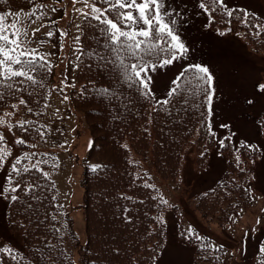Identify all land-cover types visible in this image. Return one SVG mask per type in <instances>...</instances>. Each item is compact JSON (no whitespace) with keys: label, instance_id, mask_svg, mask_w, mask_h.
<instances>
[{"label":"trees","instance_id":"16d2710c","mask_svg":"<svg viewBox=\"0 0 264 264\" xmlns=\"http://www.w3.org/2000/svg\"><path fill=\"white\" fill-rule=\"evenodd\" d=\"M205 2L210 7V0ZM32 4L30 0H0V9ZM208 14L212 29L230 27L255 50L264 49L263 20L259 15L241 6H217L215 12L209 10ZM81 25V47L89 53H104L99 47L103 41H98V30L85 24L84 17ZM256 25L261 27H254ZM76 65L75 76L80 84L71 90L70 97L83 111L90 129L92 141L88 157L100 166L96 171L86 166L81 178L86 240L80 255L86 264H153L165 239V223L158 216L164 203L159 189L141 165L147 161L161 177L175 181L184 152L192 145L198 167L207 166L215 135H209L208 131L211 126L206 96L189 97L186 105L184 95H179L167 106L155 105L156 111H153L152 100L144 99L136 89L125 85L110 65L101 64L88 55L76 60ZM52 74L37 77L43 80V87L29 86L25 92L6 96L0 102V115L13 109L11 105L21 98L27 101L31 113H41ZM102 88L111 89L115 95L97 91ZM28 120L33 121V126L27 132L13 128L26 142L40 136L37 128L44 131L36 119ZM262 128L264 131V121ZM223 141L225 145L220 146V151L228 157L223 175L213 186L200 192L195 202L196 210L204 219L217 218L221 223L235 217L254 197L250 186L251 169L234 160L230 139L225 137ZM245 144L249 145H239L243 157L258 155L255 145H251L253 150L250 151ZM20 145L27 146V143ZM37 157L33 154L29 159ZM20 160L19 168L42 160L47 163H40L39 170L13 173L12 186L19 182L21 187L15 193H6L5 216L9 228L21 234L22 246L10 249L11 255L8 251H0L2 263L74 264L70 245L76 235L71 217L63 213L57 203L55 182L45 170L56 165L55 159L41 153L36 163H29L24 157ZM11 195L18 199L11 200ZM179 239H185L183 233ZM209 242V238H202V243ZM202 243L195 249V264L200 261L227 264L222 245L204 248Z\"/></svg>","mask_w":264,"mask_h":264},{"label":"rangeland","instance_id":"374dc122","mask_svg":"<svg viewBox=\"0 0 264 264\" xmlns=\"http://www.w3.org/2000/svg\"><path fill=\"white\" fill-rule=\"evenodd\" d=\"M200 2L167 0L168 7L179 13L176 27L188 52L182 59L150 71V87L154 99H162L184 66H206L213 76L214 95L209 118L215 143L210 147L207 166L202 168L198 167L194 148L190 145L184 152L175 181L161 177L147 161L142 163L141 169L148 172L152 183L160 190L162 200L167 201L158 214L165 223V239L154 264H195V249L202 243L203 237L209 238L210 247L218 244L225 247L227 264H264V253L259 250L264 243V89L260 87L264 86V49L255 50L230 27L212 29L208 24V12L199 7ZM36 4L47 5L43 10L46 14L27 25V37L22 39H31L29 47L46 55L54 65L45 102L48 106L35 115L28 111V105H20L17 101L16 109L0 115V119L5 121V125L0 126V133L5 135L11 152L0 167V192L7 186L6 177L14 159L24 157L26 153L29 158L34 153L53 156L56 165L45 170L54 179L57 203L72 219L76 235L70 245L72 259L74 264H86L80 255L81 246L86 240L81 178L84 167L93 166L96 162L88 157L92 136L87 121L69 97L70 91L79 86L75 78V61L81 39L77 45L76 37L81 36L77 25H81L83 17L73 8H83L84 3L80 0L73 6L72 0H40L29 7L0 9V13L19 12L23 18ZM223 5L226 8L238 5L255 12L262 17L264 27V0H224ZM52 7L58 8V11L52 12ZM37 28L40 30L33 37V30ZM50 30L55 33L53 37L46 35ZM58 30L67 31L68 35L61 37ZM49 53L51 55H47ZM62 80L67 86L61 83ZM59 88H63V92L54 90ZM65 95L67 100L64 99ZM9 112L14 115H4ZM29 118L37 119L44 126L45 135L26 142L29 146L16 144L15 139L21 137L14 130L9 132L7 124ZM225 136L232 142V157L237 159L239 156L240 162L246 163L252 171L250 185L254 197L235 217L221 223L217 218L204 219L196 210L195 202L200 192L213 186L222 176L227 156L220 151V141ZM242 142L255 144L259 150L258 156L243 157L239 151ZM36 159L29 163H36ZM6 203L7 194L4 193L0 195V249L10 250L22 246V237L6 222ZM189 229L201 239L187 238ZM181 233L185 236L184 240L179 239ZM0 264H3L1 259ZM198 264L207 262L200 261Z\"/></svg>","mask_w":264,"mask_h":264},{"label":"snow or ice","instance_id":"6c2138e0","mask_svg":"<svg viewBox=\"0 0 264 264\" xmlns=\"http://www.w3.org/2000/svg\"><path fill=\"white\" fill-rule=\"evenodd\" d=\"M30 2L35 3V0H30ZM78 2L80 0H72L73 6ZM83 3V8L74 7L73 10L84 17L85 24L98 30V41H103L102 44H99V47L105 51L104 53L99 51L89 53L82 47H78L77 51L80 54L76 57L77 61L88 55L98 59L101 64L110 65L111 69L119 74L125 85L136 89L144 99L154 101L153 111H156L155 105H169L173 97L184 95V103L187 105L189 97L195 98L204 94L208 110L211 112V101L214 95L213 76L209 73L208 68L202 65L186 66L184 71L173 80V87L170 88L167 97L163 100L154 99L150 87L151 77L149 72L155 71L157 67H164L178 59H182L188 52V48L176 27L179 13L168 7L167 0H83ZM223 4L224 0H210L209 7L206 6L205 0H201L199 7L205 12L209 10L215 12L216 7L223 6ZM47 7L45 4H36L23 18H21L19 12L16 14L11 12L0 13V102L4 101L6 96L27 91L29 86L39 85L43 87V80L37 77L52 74L54 65L47 59V56L38 53L37 49L29 47L32 43L31 39H22V37H27V25L35 23V20L45 15L46 13L43 10ZM51 11L56 12L58 8L52 7ZM65 15H67V12H65ZM228 15L231 16L232 13L228 12ZM54 23L55 21L52 22V24ZM254 27L260 28L261 26L256 25ZM77 28L81 30L82 34V25H77ZM39 30V28L34 29L32 36L35 37ZM58 31H60L61 37L68 35L67 31ZM259 34L258 31L257 35ZM46 35L53 37L55 33L50 30ZM80 39L81 36L78 35L76 37L77 45H79ZM63 47L64 45L61 43L62 50ZM47 55H51V53ZM76 67L78 68L79 64ZM65 80H62L61 83L67 86ZM72 86L74 87V85ZM260 87L264 89V86ZM54 90L63 92V88ZM97 91L115 95L108 88L97 89ZM32 94L29 92V95ZM64 99H68L67 95L64 96ZM249 103H252V101H249ZM19 104L27 106V101L21 98ZM47 106L46 103L44 107ZM11 107L16 109L18 106L12 104ZM195 107H199V105H195ZM28 111L32 112V109L28 108ZM4 115L10 117L14 113L9 112ZM4 125L5 121L0 119V126ZM30 126H33V121L21 119L15 124L8 123L7 130L11 132L15 127L27 132ZM36 130L43 138L45 132L40 131L38 128ZM208 131L209 135H214L211 127ZM15 143L24 144L26 141L16 138ZM224 145L225 141L221 140L220 146L224 147ZM244 146L250 151L253 150L251 145L245 144ZM10 156L11 152L7 146L6 137L0 133V166ZM24 158H29V154L26 153ZM237 162H240L239 156H237ZM20 163V157H17L11 165L9 176L6 177L7 186L3 188L0 195L15 193L21 187L19 182H15V186H12L13 173L19 175L21 172H29L32 169L39 170V164L47 163V161L42 160L26 168H19ZM91 167L93 171H96L100 166L93 165ZM43 175L47 176V173H43ZM10 199L15 201L18 197L11 195ZM161 202L167 203L164 200ZM193 237L197 240L201 239L189 229L187 238L191 239ZM209 246V244L202 243L204 248ZM259 250L264 253V243L261 244ZM0 251H8L11 255L10 250L0 249ZM13 259H15V256H13Z\"/></svg>","mask_w":264,"mask_h":264}]
</instances>
